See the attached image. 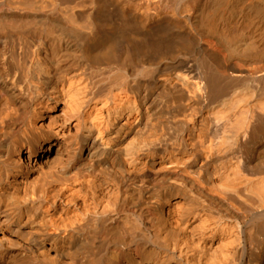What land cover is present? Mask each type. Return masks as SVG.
<instances>
[{"label":"bare ground","instance_id":"1","mask_svg":"<svg viewBox=\"0 0 264 264\" xmlns=\"http://www.w3.org/2000/svg\"><path fill=\"white\" fill-rule=\"evenodd\" d=\"M0 264H264V0H0Z\"/></svg>","mask_w":264,"mask_h":264}]
</instances>
